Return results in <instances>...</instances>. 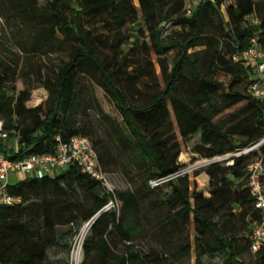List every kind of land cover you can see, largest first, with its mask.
Masks as SVG:
<instances>
[{
	"label": "trees",
	"instance_id": "16d2710c",
	"mask_svg": "<svg viewBox=\"0 0 264 264\" xmlns=\"http://www.w3.org/2000/svg\"><path fill=\"white\" fill-rule=\"evenodd\" d=\"M189 1L0 0L15 49L65 55L37 66L48 97L33 108L26 103L34 88L16 92L17 63L0 57L2 133L18 145L9 159L54 155L59 143L85 138L102 173L128 185L110 193L76 165L9 185L21 203L0 207V264H48V249L88 223L80 264H189L193 252L194 264H245V253L264 264V249L250 253V225L260 214L247 172L264 147L209 164L207 197L189 177L150 186L182 167L180 141L199 136L193 154L213 160L264 139V102L249 92L254 70L233 61L252 40L264 52V0H200L186 17ZM128 25L135 33H123ZM99 27L106 33L95 34Z\"/></svg>",
	"mask_w": 264,
	"mask_h": 264
},
{
	"label": "built area",
	"instance_id": "2783aa9c",
	"mask_svg": "<svg viewBox=\"0 0 264 264\" xmlns=\"http://www.w3.org/2000/svg\"><path fill=\"white\" fill-rule=\"evenodd\" d=\"M200 0L189 1L187 5L186 17H190L192 9ZM256 22H254L255 24ZM251 47L241 54L233 57L234 62L243 61L253 68V83L250 87V94L264 102V52L256 47L255 40L251 41ZM2 123L0 122V140H7V134L2 133ZM264 147V139L256 145L238 151L228 158H237L248 155L252 151ZM70 165H76L80 171L90 178L101 182L106 190L114 192V187L110 184L107 177L102 173L97 155L91 143L85 138L75 137L67 144L59 143L54 155H33L25 157L19 161H11L7 151H0V207H13L21 203L19 198L13 197L8 193L10 174L25 175L28 178H39L45 175H54L64 170ZM248 187L254 201V208L259 212L260 218L253 222L251 227L250 253L255 255L264 249V158L257 157L250 162L247 167ZM195 173V169L183 166L176 172L165 177L158 178L150 182L151 187L164 185L179 178L190 177ZM116 206V201H110L104 211L111 210ZM89 224V223H88Z\"/></svg>",
	"mask_w": 264,
	"mask_h": 264
},
{
	"label": "rangeland",
	"instance_id": "374dc122",
	"mask_svg": "<svg viewBox=\"0 0 264 264\" xmlns=\"http://www.w3.org/2000/svg\"><path fill=\"white\" fill-rule=\"evenodd\" d=\"M136 28V27H135ZM135 28L131 25H128L124 30V34H132L135 33ZM167 34L171 31H175V28L172 26H166ZM95 34H104L106 31L99 27L96 30H94ZM6 39H9V30L4 22V20L0 17V57L4 59V61L13 60L14 63H17V72H18V79L15 83V89L16 92L23 91L25 89V83H28L29 86L33 87V91L31 92L30 100L26 103L27 108H33L42 103L46 100L48 97V93L45 91V89L42 87V84L38 82V80L35 79V70L37 66L46 67L45 63L47 65H58L61 61L65 60L64 54H53L52 56L47 57H37V56H26L20 53L17 49H15L10 42V39L5 41ZM101 50L105 53L108 52V49L105 47H101ZM10 51V58H7V52ZM198 51V50H196ZM193 51H190L191 53ZM177 51L175 49L171 50L168 54V62H169V70L172 67L173 61L176 58ZM45 71V68L43 69V72ZM155 74H160V69L157 65H155ZM97 95L99 98L100 103L103 106V109L111 114L115 115V112L111 105L108 103L107 99L104 97L102 92L97 91ZM1 122V121H0ZM2 123V122H1ZM181 142V154L178 158V163L183 166H189L195 169V173L190 176V181L195 182L197 185L198 191H200L205 197L208 196V178L205 174V169L211 164L212 162H224V161H231L230 158H228L230 155H227L223 158H215L213 160H203L197 155L193 154L194 148L199 144V136L193 137V139L187 143ZM11 144V143H9ZM183 156V158H182ZM224 159V160H223ZM216 161V162H215ZM68 170V167L64 169L63 172H66ZM27 178L25 175H21V178L19 180L12 174H10L9 177V185L13 186L16 185L18 182L24 180ZM110 184L116 189V190H125L128 188V185L126 181L117 174L110 175L107 177ZM87 229L89 234V228L90 224H84L82 228L79 230V232L76 235H68L64 234L63 239H61V242L58 246L50 247L47 251V257H48V264H72L71 260V254L74 251L80 250L82 252V246L83 241L81 239L80 233L82 229ZM67 230L63 229V232L66 233ZM193 236V235H192ZM193 238V237H192ZM194 252L192 253V258L189 264H194ZM242 261L245 264H253L252 256L249 253H245L242 255ZM216 262V261H214Z\"/></svg>",
	"mask_w": 264,
	"mask_h": 264
},
{
	"label": "bare ground",
	"instance_id": "6f19581e",
	"mask_svg": "<svg viewBox=\"0 0 264 264\" xmlns=\"http://www.w3.org/2000/svg\"><path fill=\"white\" fill-rule=\"evenodd\" d=\"M183 158V156H182ZM87 229H82L81 233H80V236H81V239L83 240L86 236H87ZM71 260H72V264H80L81 260H82V253L80 250L78 251H74L72 253V257H71Z\"/></svg>",
	"mask_w": 264,
	"mask_h": 264
},
{
	"label": "crops",
	"instance_id": "0c3cea01",
	"mask_svg": "<svg viewBox=\"0 0 264 264\" xmlns=\"http://www.w3.org/2000/svg\"><path fill=\"white\" fill-rule=\"evenodd\" d=\"M4 142H5V144H6V151H8V149L10 150V149H14V150H16L17 148H18V145H17V142H16V139H11V140H8V141H6V140H4ZM9 143H11V144H9ZM17 151V150H16ZM12 175H14L18 180H19V178H21V175H15V174H12ZM10 177V176H9ZM26 179V178H25Z\"/></svg>",
	"mask_w": 264,
	"mask_h": 264
},
{
	"label": "water",
	"instance_id": "95a60500",
	"mask_svg": "<svg viewBox=\"0 0 264 264\" xmlns=\"http://www.w3.org/2000/svg\"><path fill=\"white\" fill-rule=\"evenodd\" d=\"M223 160H224V159H223ZM215 162H216V161H215ZM212 163H213V162H212ZM91 226H92V225H91ZM90 229H91V227L89 228V231H90ZM85 238H86V237H85ZM85 238H84V239H85ZM81 253H82V252H81Z\"/></svg>",
	"mask_w": 264,
	"mask_h": 264
}]
</instances>
